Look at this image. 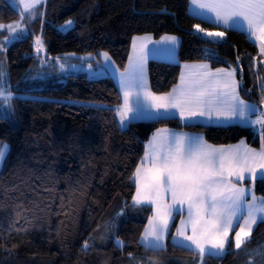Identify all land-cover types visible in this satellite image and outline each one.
<instances>
[{"label":"trees","instance_id":"obj_1","mask_svg":"<svg viewBox=\"0 0 264 264\" xmlns=\"http://www.w3.org/2000/svg\"><path fill=\"white\" fill-rule=\"evenodd\" d=\"M189 6L190 0H46L30 19L33 32L7 48L18 118L12 123L0 116V145H9L0 171V264L200 262L194 251L172 240L180 214L159 254L140 243L153 212L149 205L133 207V178L148 140L161 127L200 132L218 145L245 141L260 148L264 136L243 124L186 125L178 117L132 120L122 128L116 108L123 94L112 76L93 78L87 71L65 75L46 71L41 62L71 54L100 57L106 50L125 70L135 36L176 34L181 37L180 60L148 63L155 93L172 90L183 62L209 61L214 67L235 68L242 96L261 104L260 47L244 31L192 15ZM20 19L12 0H0V23ZM69 21L73 26L62 30ZM196 25L222 30L225 38L210 40ZM36 36L43 38L47 57L37 53ZM3 56L0 44V62ZM254 186L264 198V179ZM203 261L264 264V221L241 248L231 240L225 256Z\"/></svg>","mask_w":264,"mask_h":264},{"label":"snow or ice","instance_id":"obj_2","mask_svg":"<svg viewBox=\"0 0 264 264\" xmlns=\"http://www.w3.org/2000/svg\"><path fill=\"white\" fill-rule=\"evenodd\" d=\"M18 3L23 5L22 19L25 13L31 19L35 16L32 10L40 0H18ZM192 4L214 14V23L246 32L259 42L260 54L264 55V0H192ZM7 28L10 41L23 34L20 24ZM18 29L19 34L13 35ZM196 31L205 30L196 25ZM205 35L223 38L225 33L205 32ZM165 40L176 43L175 37H166ZM133 47L135 49V44ZM42 49L43 42L37 38V53ZM104 55L107 58V53ZM145 62L143 53L135 60L130 58L129 67L120 74L123 102L117 106L116 115L120 117L121 126L131 115L137 119L158 120L178 117L186 125L197 123L196 118L202 117L218 126L259 124L264 129V113L253 119L257 109L239 97L235 69L211 72L206 64L194 66L198 79H186L181 74L180 84L166 94L156 95L148 90ZM10 101L11 93L5 95L0 88V102L10 106ZM3 148L0 145V161L5 155ZM257 169L264 170V143L259 151L241 145L215 148L206 144L201 136L189 137L167 129L160 130L149 142L133 178V207L150 205L153 212L140 243L146 251L159 254L164 248L169 221L174 213L181 214L187 205V220L181 221L176 237H173L174 240L179 238L180 247L194 251L202 261L205 256L221 255L230 244V233L234 232L235 248H241L253 226L258 220H264V201L258 203L250 189L237 186L246 178L256 177ZM258 175L264 179V171ZM249 195L252 203L246 199ZM188 225L191 234H188ZM87 246L85 242V248Z\"/></svg>","mask_w":264,"mask_h":264},{"label":"crops","instance_id":"obj_3","mask_svg":"<svg viewBox=\"0 0 264 264\" xmlns=\"http://www.w3.org/2000/svg\"><path fill=\"white\" fill-rule=\"evenodd\" d=\"M46 0H40V3L39 4H37L36 5V8L34 9V10H32V11H34L35 13H36V11H37V9L45 2ZM12 2H13V4L19 9V11L21 12V14L23 13V5H20L19 3H18V0H12ZM189 11H190V13L192 14V15H194V16H196V17H198V18H200V19H202V20H205V21H207V22H210V23H212V24H214V25H217V26H219V27H222V28H229V29H237V30H239L238 28H235V27H226L225 25H222L221 23L220 24H216V23H214V21L213 20H210V18H208V17H206V16H202V15H200L198 12L200 11V9H198V8H196V6L195 5H193L192 4V0H190V6H189ZM29 14H27V13H25L24 14V18L23 19H20V20H18V21H15V22H12V23H0V25H3L4 27L3 28H0V41H2V38H4L5 39V41L3 42L4 44H6V45H8L7 47H9L12 43H14L15 41H17V40H19V39H21V38H23L24 36H26V35H28V34H30V33H32L33 32V29H32V26H31V24H30V19H28L27 18V16H28ZM21 22H24L25 24H26V26H27V30L22 34V36L19 38V39H16L15 41H8L7 42V38H8V35H9V33H8V28H7V26L8 25H13V24H19V23H21ZM73 26V24L71 23V24H66L64 27H62V30H68V29H70L71 27ZM202 29H204L205 31L204 32H199L200 34H202L204 37H206V38H208V39H210V40H213V41H220V40H223L224 38H225V35L223 36V38H217V37H208V36H206L205 35V32H216V31H222V30H216V29H205V28H202ZM138 36H140V37H134V39H133V45L134 44H136V42L137 43H140V42H146V43H154V44H164L165 45V47H163L162 48V50L165 52V53H167V54H169L170 52H171V50H172V58L171 59H157V58H153V59H156V60H162V61H170V62H178L180 59H179V49H180V45H181V41L179 42V39H176V43L175 44H173L172 45V48H171V44L172 43H169V42H167L166 40H165V38L166 37H172L171 36V34H166V35H164V36H162V37H160V38H155L154 36H152V35H138ZM37 38H40L41 40H42V42H43V38L42 37H40V36H36V39ZM133 45H132V52H131V55H130V57L131 56H133V54H134V52L136 51V52H138L137 50H138V48H136V46L137 45H135V49H134V47H133ZM35 49H36V40H35ZM42 51L43 52H45L44 54H45V56L47 57L49 54H48V51H47V49L45 48V46H44V43H43V49H42ZM42 51H40L39 53H41ZM71 56V55H70ZM70 56H67L66 57V59H80L79 61H78V63L82 66L81 67V69H79V71H87V72H90L91 73V76L93 77V78H99V77H106V76H112L114 79H115V81L117 82V84H118V86H119V88H120V84H119V82H118V79H117V77L119 76V78H120V74L121 73H123L125 70H121L117 65L116 66H113V68H112V70H110V69H108V68H105L104 67V65L102 64V62H101V60H99V59H93V58H91V59H88V58H82V57H70ZM73 56H75V55H73ZM50 57V56H49ZM50 58H54V57H50ZM61 58H63V57H57V58H54V59H61ZM130 60V59H129ZM129 60H128V64H127V67L126 68H128L129 67ZM133 60H135V59H133ZM150 60H152V59H146V62H145V75H146V82L148 81V79H150V77H149V73H148V63H149V61ZM208 65V68H209V70L211 71V72H216V70L217 69H224L225 71H232L233 69H235V68H233V67H227V66H220V67H214V66H212V64L209 62V61H192V62H183L182 63V71H181V74H184V76L186 77V79H190V80H196V79H198L199 77L195 74L196 73V68L194 67V66H198V65ZM187 66V67H186ZM200 71H203L202 69L200 70ZM181 74H180V77H181ZM234 78L238 81V84H239V87H238V94H239V97H241V85H242V81L239 79V77H238V75H237V71H236V69H235V74H234ZM209 79H211L210 77H209ZM178 84H180V80H179V82L176 84V85H178ZM175 85V86H176ZM174 86V87H175ZM173 87V88H174ZM172 88V89H173ZM120 90H121V88H120ZM122 92V91H121ZM164 94H166V93H164ZM159 95H163V94H159ZM131 115H130V118H129V121H126V123H127V126H128V124L132 121V120H138V119H131ZM140 119H142V118H140ZM143 119H148V118H143ZM197 119V118H196ZM118 120H119V122H120V117L118 116ZM198 122L197 123H202V124H207L206 122L204 123L203 121L201 122L200 120H197ZM209 124H212V123H209ZM208 124V125H209ZM214 125H216V124H214ZM227 125V124H226ZM127 126H124V128L125 127H127ZM162 129H167L168 130V132H174V133H182V134H184V135H186V136H189V137H194V136H201L202 138H203V140L206 142V144H209V145H212L213 147H215V148H221V147H223V148H228L229 146H237V145H241V147H244V146H246L247 148H251V149H254V150H256V151H259L260 149H261V147L260 148H255V147H253V146H251L250 144H248L247 142H245V141H241V142H243V144H241V142H237V143H233V144H213V143H211V142H209L207 139H206V137H205V135L203 134V133H200V132H194V131H191V130H186V129H181V128H173V127H161V128H159V129H157L153 134H152V136L150 137V139L148 140V142H147V145H146V150H147V146H148V144H149V142L152 140V137L154 136V134H156L157 132H159L160 130H162ZM258 132V131H257ZM258 133H260V132H258ZM145 155V154H144ZM143 158H144V156H143ZM143 158H142V160H143ZM141 160V161H142ZM141 163V162H140ZM139 166H140V164H139ZM260 171H264V170H261V169H257V176L256 177H253L252 179H244L243 181H241V182H238V184H237V186L238 187H244L245 189H250L251 190V194L252 195H255V197H256V201L259 203V202H262V201H264V198L261 196V195H259L257 192H256V190H255V186H254V182L256 181V180H258V179H260L259 178V172ZM249 174H247L246 173V176H248ZM233 180H235V177H233L232 178ZM249 182V183H248ZM246 199L248 200V202L249 203H252V200H251V195H249L248 197H246ZM150 206V205H149ZM153 215V214H152ZM178 214H173V218L169 221V226H168V232L166 233V235H165V237H164V240H163V244H164V247L166 246V243H167V239H168V236H169V233H170V231H171V228H172V226H173V223H174V221H175V218H176V216H177ZM152 217V216H151ZM182 220H184V221H186L187 220V205H184V211L180 214V219H179V222H178V225H177V227H176V229L177 228H179L180 226H181V221ZM261 221H264V220H258V222H257V224L256 225H254L253 226V229H252V232H251V235L247 238V240H246V242L247 241H249L251 238H252V236H253V234H254V231H255V229H256V227H257V225L261 222ZM243 221H241V223H242ZM149 225H148V223H147V225H146V227L145 228H147ZM145 230V229H144ZM238 230V229H237ZM187 231H188V234H191V226L190 225H188V227H187ZM144 233V232H143ZM143 235V234H142ZM173 237H176V230H175V232H174V234H173V236H172V240H173V242L176 244V245H180V243H181V241L179 240V238H177V239H173ZM231 240H233L234 241V232L233 233H230V235H229V241L231 242ZM245 242V243H246ZM185 244L187 243V242H184ZM244 243V244H245ZM235 244V243H234ZM243 244V245H244ZM242 245V246H243ZM241 246V247H242ZM228 247H229V245H227L226 246V248H225V251L221 254V255H218V256H225L226 255V253H227V251H228Z\"/></svg>","mask_w":264,"mask_h":264},{"label":"rangeland","instance_id":"obj_4","mask_svg":"<svg viewBox=\"0 0 264 264\" xmlns=\"http://www.w3.org/2000/svg\"><path fill=\"white\" fill-rule=\"evenodd\" d=\"M200 15L202 16H206L208 18H210V20L215 19L214 14L209 13L206 9H200V11L198 12ZM21 26V29H23V33L27 30V26L24 22L19 23ZM222 25H224L223 23H221ZM13 25H16L13 24ZM20 29L17 30L16 34L13 35H17L19 34ZM199 33V32H198ZM22 36V35H21ZM20 36V37H21ZM172 37H175L176 39H179V42L181 41V37L179 35L173 34L171 35ZM137 38L140 36H136ZM252 41H254L258 46H259V42H257L254 38H250ZM16 39H12L11 41H15ZM224 40V39H223ZM220 40V41H223ZM5 41L4 38H2V41H0L1 47H2V52H3V58L0 62V72L3 73L2 76H0V88H2L5 91V95H7L9 92L11 93V101H10V106L9 104L0 102V116L7 118L8 120H10L12 123H16L17 122V118H18V111H17V105H16V94L14 93V91H12L11 89V78H10V72L8 69V62H7V57H6V51H7V46L6 44H4L3 42ZM10 41L9 40V35L7 38V42ZM136 48H138V52H134L133 56H131L130 58L135 59L137 57V55L143 53L144 55H146V59H153V58H157V59H171L172 58V50L169 54L165 53L162 48L165 47L164 44H154V43H146V42H140L137 43L136 42ZM171 44V48H172ZM260 47V46H259ZM41 53H45V52H41ZM104 53H107V58L105 57ZM45 55V54H44ZM75 55V56H73ZM70 56V55H68ZM82 57L84 58H88V59H99L101 60L102 64L104 65L105 68H108L110 70H112L113 66H116L117 63L114 60V58L111 56V54L106 51V50H102L100 52V57L97 54H88V55H77V54H71L70 57ZM67 56L61 58V59H41L42 65L44 67H46V71H54L57 70L62 74L68 75V74H72L75 72H78L79 69H81V65L78 63V61L80 59H66ZM262 57L264 58V55H262ZM129 58V59H130ZM63 66V67H61ZM149 73V72H148ZM42 76H44V74H42ZM118 82L120 84V78L119 76L117 77ZM147 87L148 90H150L152 93L159 95L158 93H155L152 88H151V84H150V79H148L147 81ZM240 99H242L246 104L250 105V106H254L257 109V113L253 116V119L256 118V116H259L261 113H264V101L259 104L256 102H251L248 101L246 98H244L241 94ZM146 118V117H145ZM215 118V117H213ZM131 119H137L135 117H131ZM138 120H153V119H138ZM197 120H200L201 122L203 121L204 123L206 122L207 124H209V122H207L206 118H202V117H198ZM229 125V124H227ZM124 126H127V123L125 122V124L122 126V128H124ZM253 127L256 131L260 132V134L262 135V133H264V129H262V126L257 124ZM264 136V135H262ZM3 151L5 153L3 160L0 161V171L2 169V166L4 164V161L7 157V154L9 152V145H5L3 148ZM255 262H256V258H255ZM252 262V263H255ZM197 264H206L205 261H201L198 262Z\"/></svg>","mask_w":264,"mask_h":264}]
</instances>
